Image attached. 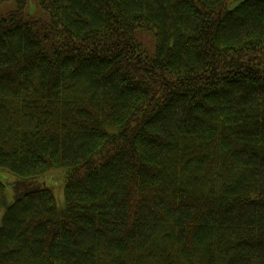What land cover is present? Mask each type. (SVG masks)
<instances>
[{
	"label": "trees",
	"instance_id": "1",
	"mask_svg": "<svg viewBox=\"0 0 264 264\" xmlns=\"http://www.w3.org/2000/svg\"><path fill=\"white\" fill-rule=\"evenodd\" d=\"M14 1L0 264H264V0Z\"/></svg>",
	"mask_w": 264,
	"mask_h": 264
},
{
	"label": "rangeland",
	"instance_id": "2",
	"mask_svg": "<svg viewBox=\"0 0 264 264\" xmlns=\"http://www.w3.org/2000/svg\"><path fill=\"white\" fill-rule=\"evenodd\" d=\"M16 8V3L14 0H5L0 2V14H4ZM25 11L28 15L40 18L43 20H48L49 15L42 7L39 5L37 0H26ZM138 30L139 42L143 45L145 50L149 55H153L155 51V41L151 34H147ZM137 34V33H136ZM17 177L5 170L0 169V181L5 186V200L4 205L0 206V221L3 216L6 206H9L13 200L14 196L12 194V184L15 183ZM45 182L47 188H49L54 194L57 206L63 208L64 205V171L63 170H52L46 176L39 179V182Z\"/></svg>",
	"mask_w": 264,
	"mask_h": 264
}]
</instances>
